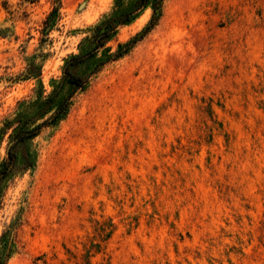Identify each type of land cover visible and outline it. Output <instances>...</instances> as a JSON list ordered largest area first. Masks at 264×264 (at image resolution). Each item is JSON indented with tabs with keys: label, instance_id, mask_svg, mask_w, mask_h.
Instances as JSON below:
<instances>
[{
	"label": "rangeland",
	"instance_id": "374dc122",
	"mask_svg": "<svg viewBox=\"0 0 264 264\" xmlns=\"http://www.w3.org/2000/svg\"><path fill=\"white\" fill-rule=\"evenodd\" d=\"M56 2L0 0V165L21 122L53 113L39 106L65 61L135 0ZM151 20L147 6L108 54ZM17 151L3 264H264V0H163Z\"/></svg>",
	"mask_w": 264,
	"mask_h": 264
},
{
	"label": "trees",
	"instance_id": "16d2710c",
	"mask_svg": "<svg viewBox=\"0 0 264 264\" xmlns=\"http://www.w3.org/2000/svg\"><path fill=\"white\" fill-rule=\"evenodd\" d=\"M57 12L60 8V0H57ZM163 0H135L129 8L117 11L111 15L104 17L92 30L91 35L86 39L84 45L80 47L77 55L70 56L64 63L62 68V76L58 85L55 87L50 98L46 102H42L39 110L44 108L43 115L50 110V103L53 100H58L53 113L47 118L37 116L34 119H26L21 122L22 125L15 131L12 136L11 144L6 152V158L0 165V190L2 182L11 176L18 167V151L17 148L21 145H27L28 142L36 137L43 128L56 124L67 113L72 99L86 89L90 80L98 74L106 65L117 61L125 56L133 46L141 41L156 25L160 16V10ZM150 6L152 9V20L142 33L130 42L118 46V49L113 54H108L106 45L116 36L119 28L128 24L142 9ZM106 51L101 57L98 54L101 51ZM67 89V90H66ZM56 98V99H54ZM43 119L37 126H31L35 121ZM23 161L27 168L32 167V158L27 151L23 152ZM0 264H3L0 254Z\"/></svg>",
	"mask_w": 264,
	"mask_h": 264
}]
</instances>
